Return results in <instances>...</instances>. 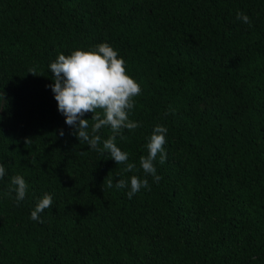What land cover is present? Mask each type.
Instances as JSON below:
<instances>
[{"label": "trees", "instance_id": "obj_1", "mask_svg": "<svg viewBox=\"0 0 264 264\" xmlns=\"http://www.w3.org/2000/svg\"><path fill=\"white\" fill-rule=\"evenodd\" d=\"M100 43L141 87V126L115 141L131 172L73 135L49 87L59 54ZM157 125L158 183L140 166ZM0 164V264H264V0H0ZM133 175L149 187L129 199Z\"/></svg>", "mask_w": 264, "mask_h": 264}, {"label": "clouds", "instance_id": "obj_2", "mask_svg": "<svg viewBox=\"0 0 264 264\" xmlns=\"http://www.w3.org/2000/svg\"><path fill=\"white\" fill-rule=\"evenodd\" d=\"M236 19L245 24H251L250 18L242 12H237ZM49 70L54 74V83L49 85L54 93L58 111L65 117V123L74 129L73 135L79 141H84L90 150L108 153L119 164H125V172L135 169V164L128 163V154L117 147L116 137L126 139L122 131H134L141 125L129 119V112L135 106L134 98L141 94L140 85L127 73L125 61L119 58L118 52L108 43H100L90 50L77 49L70 55L63 53L49 64ZM29 73L35 74L30 68ZM101 112H97V110ZM86 113H93L91 120V134L88 131L89 120L84 119ZM102 113V114H101ZM108 127L112 135L103 140L97 133L101 128ZM167 128L157 125L153 129L148 143L145 145L147 156L140 157V166L145 175H151L155 182L161 177L156 174L154 161L159 155L160 163L166 161L167 153L164 145ZM63 135V131H60ZM28 141H26L27 143ZM5 176V168L0 164V179ZM9 194L15 192L17 205L25 198L28 185L25 179L16 175L11 178ZM109 188L113 187L112 180H108ZM118 189L129 187V181L119 179L115 183ZM147 179H140L133 175L130 177V191L127 196L131 199L141 188H148ZM52 196L45 193L31 212V219L43 222L39 214L52 206Z\"/></svg>", "mask_w": 264, "mask_h": 264}]
</instances>
